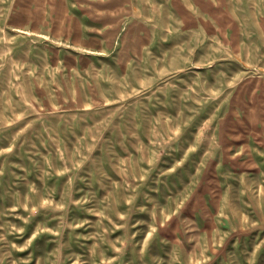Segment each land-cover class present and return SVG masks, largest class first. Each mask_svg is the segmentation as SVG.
<instances>
[{
    "label": "rangeland",
    "instance_id": "rangeland-1",
    "mask_svg": "<svg viewBox=\"0 0 264 264\" xmlns=\"http://www.w3.org/2000/svg\"><path fill=\"white\" fill-rule=\"evenodd\" d=\"M0 264H264V0H0Z\"/></svg>",
    "mask_w": 264,
    "mask_h": 264
}]
</instances>
